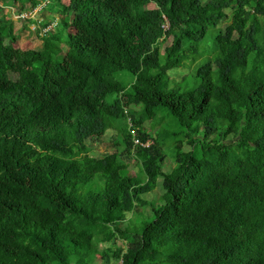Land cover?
<instances>
[{"label":"trees","instance_id":"obj_1","mask_svg":"<svg viewBox=\"0 0 264 264\" xmlns=\"http://www.w3.org/2000/svg\"><path fill=\"white\" fill-rule=\"evenodd\" d=\"M46 6L59 27L14 49L0 7V264L92 260L116 237L119 264H264V0ZM111 131L120 150L91 155Z\"/></svg>","mask_w":264,"mask_h":264},{"label":"rangeland","instance_id":"obj_2","mask_svg":"<svg viewBox=\"0 0 264 264\" xmlns=\"http://www.w3.org/2000/svg\"><path fill=\"white\" fill-rule=\"evenodd\" d=\"M37 5L32 7L31 2L27 1L23 4L21 10H19V3L18 0L12 1V0H0V7H2V14L5 18L12 17V19L15 21L13 31L16 35V38L12 41V48H38L41 46V39L40 36L44 34L45 31H48L50 29L58 28V18L60 15H57L56 18L52 21V23L49 21L48 16L45 15L42 16L43 9H47V4L51 2H56L58 0H35ZM61 3L67 4L68 0H59ZM13 3V5H12ZM43 20L47 21L49 24L47 27L43 28L42 22ZM43 28V29H41ZM177 51H180L181 49H176ZM191 50V47L188 49H185L186 52L185 56H183L184 61L189 65V71L193 69V67L196 66L197 61H193L194 59L199 58V55L194 54ZM4 52V50H1V53ZM9 52V50H8ZM0 64H2V61L0 60ZM192 72V71H191ZM124 73V72H122ZM168 85L172 84V80L167 83ZM167 85V86H168ZM118 122H124V118L117 119ZM168 120L165 119V121L160 123L161 130H167V131H173L174 125L172 128L167 126ZM153 126L150 125L149 122L145 123V128H147L149 131L151 130ZM158 128V125L155 126ZM154 127V128H155ZM153 128V130H154ZM155 128V129H156ZM158 128V129H159ZM153 130L151 133H153ZM116 135V131H111L108 134L105 135V137L101 140L92 141L91 144L93 148L90 151L91 155L95 154V148L97 151H99L102 154L113 152L114 150L118 151L120 150L121 146H114V137ZM152 135V134H151ZM164 153L166 155V163H168V160H171L173 163V157H174V148L172 146V143H170V146L166 144L164 146ZM126 162L129 165L130 171L133 174H141L143 176L142 172L139 169L138 162L134 159L133 156L123 155ZM171 165V164H170ZM166 170L170 168H165ZM157 186H160L161 188V179H159V183ZM157 186L152 190L142 195V197L146 201H151L150 198H153L152 196L155 194V192H158L159 188ZM155 196H157L155 194ZM155 198V197H154ZM153 198V199H154ZM145 204L138 206L136 210H134L131 214H129V220L132 225H141L145 222L151 220L152 213L149 212V208L147 206H144ZM143 213L140 214L138 212ZM151 212V211H150ZM124 227V225H122ZM127 245V242L125 239L116 237V241L111 242H98L94 246L96 248V253L92 257L91 255H87L88 253L86 251L81 250L80 248L69 246L67 249L70 251L72 255L71 257V263L70 264H119L120 261L113 255V250L117 249V247H121L123 250L125 249ZM91 260V262H90ZM90 262V263H89ZM57 264V263H52Z\"/></svg>","mask_w":264,"mask_h":264},{"label":"built area","instance_id":"obj_3","mask_svg":"<svg viewBox=\"0 0 264 264\" xmlns=\"http://www.w3.org/2000/svg\"><path fill=\"white\" fill-rule=\"evenodd\" d=\"M162 27H163L164 29H166V28L168 27V24H167V23H164V24L162 25ZM134 142H135L136 144H142V142H140V140H139L138 138H134ZM142 145L147 146L148 143H145V144H142Z\"/></svg>","mask_w":264,"mask_h":264}]
</instances>
